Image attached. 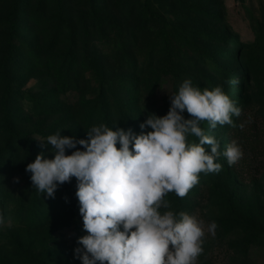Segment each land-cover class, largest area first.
Returning a JSON list of instances; mask_svg holds the SVG:
<instances>
[{"label":"rangeland","instance_id":"374dc122","mask_svg":"<svg viewBox=\"0 0 264 264\" xmlns=\"http://www.w3.org/2000/svg\"><path fill=\"white\" fill-rule=\"evenodd\" d=\"M185 79L222 86L241 108L234 127H201L221 153L236 140L244 155L231 166L221 155L219 173L166 199L205 222L197 264H264V0H0V264H82L77 181L54 198L33 188L27 164L54 158L38 140L116 123L138 135Z\"/></svg>","mask_w":264,"mask_h":264},{"label":"clouds","instance_id":"9594fccd","mask_svg":"<svg viewBox=\"0 0 264 264\" xmlns=\"http://www.w3.org/2000/svg\"><path fill=\"white\" fill-rule=\"evenodd\" d=\"M169 98L167 114L149 113L138 135L116 123L92 126L87 139L62 136L58 130L38 140L42 149L52 146L54 158H46L42 150L27 164L33 188L54 198L59 185L73 177L77 181L75 194L87 234L78 239L82 247L74 254L82 264H197L203 253L204 220L184 211L177 214L166 197L174 192L184 198L201 173H219L221 155L230 166L243 158L236 140L221 153L219 141L201 127L205 122L210 130L234 127L232 117H239L241 108L222 86L202 90L191 79ZM185 110L190 119L182 115ZM70 149L76 150L66 154ZM216 228L213 221L207 232L214 235Z\"/></svg>","mask_w":264,"mask_h":264},{"label":"trees","instance_id":"16d2710c","mask_svg":"<svg viewBox=\"0 0 264 264\" xmlns=\"http://www.w3.org/2000/svg\"><path fill=\"white\" fill-rule=\"evenodd\" d=\"M13 14H14V11H12V13L10 14V16L8 17V20H9V22L11 23V30H12V33H13V31H14V29H15V25H16V20L14 19V17H13ZM11 33V34H12ZM13 37L10 35L9 36V46H10V51H12L13 50V48H14V44H13Z\"/></svg>","mask_w":264,"mask_h":264}]
</instances>
